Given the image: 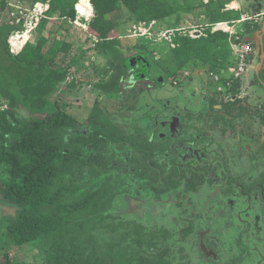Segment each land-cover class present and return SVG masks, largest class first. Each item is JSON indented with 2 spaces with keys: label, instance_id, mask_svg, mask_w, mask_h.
Masks as SVG:
<instances>
[{
  "label": "rangeland",
  "instance_id": "1",
  "mask_svg": "<svg viewBox=\"0 0 264 264\" xmlns=\"http://www.w3.org/2000/svg\"><path fill=\"white\" fill-rule=\"evenodd\" d=\"M158 1L167 14L150 21L138 20L121 3L109 15L118 26L105 43L90 30L95 10L87 19L80 17L75 5V19L59 17L40 25L47 17L45 11L30 36L26 20L38 3V8L43 3L47 9L50 1L0 0V21L14 20L20 30L12 38L16 50L30 42L39 46L43 59L64 62L71 69L68 82L54 96L82 122L68 137L91 133L86 121L98 105L101 117L124 135L153 140L155 160L167 171L176 164L187 171L214 174L213 181L197 191H187L183 184L157 199L148 180L135 175L138 152L130 143L123 142V147L108 143L105 153L113 167L94 176L88 166H77L75 174L66 176L68 184L80 186L70 201L100 187L108 189L109 201L101 218L77 216L83 228L74 226L66 241L73 233L79 246L99 259L94 264H150L159 255L171 264H264V86L255 79L260 46L250 41L247 70L232 80L226 92L217 91L212 75L236 65L244 48L243 35L249 34L247 27L264 21V2ZM218 14L225 19L221 22H229L230 30L217 26ZM139 55L146 56L155 88L141 94L100 89L118 73V63L131 76H144ZM227 99L239 101L231 114L224 106ZM6 109L17 117H38L12 106L0 91V111ZM3 128L0 119V133ZM73 147L86 155L94 152L81 144ZM157 185L164 186L165 181L160 179ZM18 210L17 205L0 200V264L6 259L47 264L52 238L10 245L7 226Z\"/></svg>",
  "mask_w": 264,
  "mask_h": 264
},
{
  "label": "trees",
  "instance_id": "2",
  "mask_svg": "<svg viewBox=\"0 0 264 264\" xmlns=\"http://www.w3.org/2000/svg\"><path fill=\"white\" fill-rule=\"evenodd\" d=\"M32 4L48 0H30ZM40 25L50 23L61 17L76 18V5L80 17L95 19L90 24L91 32L103 42L112 37L118 26V20L109 17L124 3L138 18L150 21L161 18L162 2L158 0H49ZM6 6V2H4ZM259 12L258 10H256ZM214 22L225 21L222 14ZM261 25L247 27L251 35ZM18 29L14 20L0 21V91L12 106L21 107L38 115L37 118L17 117L12 109L0 111L4 123L0 133V200L17 205L18 216L7 226L10 245L21 247L41 237L52 238L48 250L47 264H94L85 250L76 242L72 233L69 242L66 236L80 226L83 221H76L79 215L91 220L101 218L108 207L106 199L108 189L100 187L84 192L80 197L69 200L80 186L67 183L66 176L88 166L94 176H100L113 167L105 151L108 143H130L138 152L134 161L138 162L135 175L148 180L156 193V198L172 189L185 185L187 191H196L207 178L198 170L187 171L174 164L170 171L155 160V143L142 139L141 135H124L116 124L101 117L102 109L94 105L86 123L92 126L88 135L69 136L68 132L82 126L78 117L61 107L54 96L68 82L71 69L64 62L56 63L53 59H43L39 46L30 42L19 54L11 52L9 38ZM16 34V33H15ZM14 34V35H15ZM223 34L224 33H220ZM248 35L244 33L243 37ZM14 46V45H13ZM15 48V47H14ZM119 56V55H118ZM117 56V57H118ZM144 76H131L129 69L118 63V73L111 81L99 85L106 93L134 92L141 94L151 91L156 83L150 77L149 64L145 55H139ZM239 101L226 104V111L232 113L238 108ZM52 106H56L51 110ZM47 113L44 116L39 114ZM74 144L92 147L94 152L84 154ZM165 181L158 186L159 180ZM188 232V231H187ZM150 264H171L162 255L151 259ZM2 264H27L6 259Z\"/></svg>",
  "mask_w": 264,
  "mask_h": 264
},
{
  "label": "built area",
  "instance_id": "3",
  "mask_svg": "<svg viewBox=\"0 0 264 264\" xmlns=\"http://www.w3.org/2000/svg\"><path fill=\"white\" fill-rule=\"evenodd\" d=\"M40 3L37 4V7L35 8V11L33 13L32 16H30L28 18V20H26V30H29V32L31 33L32 30H35V27L39 24V20L41 18V15L46 11V7L44 6L43 3L42 4V8H38V5ZM30 21V25H28V22ZM220 23H228V21L226 22H218V24ZM29 26V27H28ZM223 28V27H220ZM16 31H20V30H16ZM14 31L12 33V35L9 38V43H10V49L12 53L15 54H19L24 47H22L21 49L16 50L13 46V42H12V38L14 37V33L16 32ZM31 36V35H30ZM30 38V37H29ZM242 45L244 46L243 50L239 53V57H238V62L236 63V65H229L227 67V69H224L222 71V73L218 72V73H212L213 75V80L216 83V89L219 93L222 92H226L230 85L232 84V80L233 79H237L240 76H242L246 70H247V66H248V59H249V52L251 51V44L248 41H245V39H242Z\"/></svg>",
  "mask_w": 264,
  "mask_h": 264
},
{
  "label": "flooded vegetation",
  "instance_id": "4",
  "mask_svg": "<svg viewBox=\"0 0 264 264\" xmlns=\"http://www.w3.org/2000/svg\"><path fill=\"white\" fill-rule=\"evenodd\" d=\"M260 1H262V2H264V0H260ZM256 10H258L259 12H257L258 14L261 12L260 11V8H259V6H257L256 7ZM259 25H261V28L260 29H258V30H255L252 34H255L256 32H259L260 34H262L263 35V44H261L262 46H260V52H261V63H260V66H259V70H258V72H257V74L255 75V79H256V81L259 83V84H261V85H263L264 86V58L262 57V53L264 52V32H263V25H264V21H263V23L262 24H259ZM251 34V35H252ZM251 35H245V37L243 38V39H247L248 37H250ZM250 41H252V40H248V42H250ZM253 45L254 44H256V42L255 41H252L251 42ZM261 43H262V40H261ZM258 45V44H257ZM231 101H230V99H227L226 100V102H225V105L224 106H226V104H229ZM234 102V101H233ZM226 108V107H225ZM228 112V111H227ZM230 113V112H229ZM262 117V122H263V124H264V115H262L261 116ZM263 151H264V147H263ZM208 168V167H207ZM209 168H212L211 166L209 167ZM207 171V170H206ZM206 171H204V173H201V174H203L206 178H207V180L203 183V184H201L200 186H202V185H204L205 183H207V182H212L213 181V178H214V174L212 175V173L213 172H206ZM199 186V187H200ZM199 187H198V189H199ZM197 189V190H198ZM196 190V191H197ZM191 192V191H190Z\"/></svg>",
  "mask_w": 264,
  "mask_h": 264
},
{
  "label": "water",
  "instance_id": "5",
  "mask_svg": "<svg viewBox=\"0 0 264 264\" xmlns=\"http://www.w3.org/2000/svg\"><path fill=\"white\" fill-rule=\"evenodd\" d=\"M33 32L34 30L31 31L30 35H32ZM263 32H264V25H263ZM248 40L255 41L256 44L262 46L261 44H263V35L260 34L259 32H256L255 34H252L250 37L245 39V41H248ZM261 40H262V43H261ZM262 57L264 58V52L262 53Z\"/></svg>",
  "mask_w": 264,
  "mask_h": 264
},
{
  "label": "bare ground",
  "instance_id": "6",
  "mask_svg": "<svg viewBox=\"0 0 264 264\" xmlns=\"http://www.w3.org/2000/svg\"><path fill=\"white\" fill-rule=\"evenodd\" d=\"M218 25L225 28L226 30H230V25L228 23H220Z\"/></svg>",
  "mask_w": 264,
  "mask_h": 264
}]
</instances>
